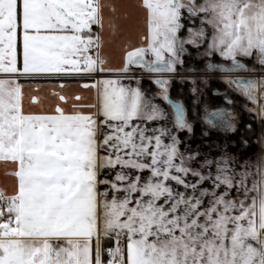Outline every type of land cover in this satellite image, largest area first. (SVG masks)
I'll use <instances>...</instances> for the list:
<instances>
[{"label": "snow or ice", "instance_id": "1", "mask_svg": "<svg viewBox=\"0 0 264 264\" xmlns=\"http://www.w3.org/2000/svg\"><path fill=\"white\" fill-rule=\"evenodd\" d=\"M137 6L141 43L108 68L94 26L107 7L116 30L115 4L0 0V160L17 178L0 190V264H264V138L246 155V137L210 135L237 131L233 92L264 121V0ZM96 72L111 74L91 85L96 103L24 111L17 77ZM214 76L227 106L201 100ZM174 77L190 80V108Z\"/></svg>", "mask_w": 264, "mask_h": 264}, {"label": "crops", "instance_id": "2", "mask_svg": "<svg viewBox=\"0 0 264 264\" xmlns=\"http://www.w3.org/2000/svg\"><path fill=\"white\" fill-rule=\"evenodd\" d=\"M106 5L115 4L118 9L116 14L117 28L114 31L108 26V18L112 15L109 8H105V28L103 30L94 26V30L102 32L104 43L101 49V56L106 61L105 67L119 68L123 64L125 49L129 46H138L141 43V37L145 34V13L142 8H139V0H102ZM22 64V58L20 60ZM110 73H85L75 74L70 76L64 75H41L33 78H26L23 76L17 77L19 82L23 85V108L26 113H51L59 104L67 111H71L73 103L92 104L97 102V90L92 87L96 80L107 78ZM0 78H10L9 74L0 73ZM87 85V86H86ZM203 87V85L201 86ZM153 88L155 86L153 85ZM228 91L227 85L217 78L212 77L208 81V85L204 88V95L201 97L202 101L214 106L221 103L222 98L217 95L216 89ZM191 82H181L178 77H174L170 94L176 99H182L187 107H191L192 101L195 98L190 91ZM55 93H59L68 97L67 103L61 102ZM234 93V92H233ZM76 96L83 97L82 100L73 99ZM232 96V95H231ZM33 97H38L39 102H34ZM235 100V107L240 112V119L237 120V131L235 133H217L212 130L210 135L229 136L232 140L239 143L241 137H246L249 141V146L244 150L246 155H252L260 150V139L264 138V121L253 112L247 111L244 107L246 104L248 108L254 107L250 101H247L239 93L237 96H232ZM201 114L203 104L200 105ZM250 125L251 127H246ZM203 128L201 122L196 124V139L194 143H200V133ZM15 165L10 161L0 160V190H3L6 195H12L17 188V178L10 173L14 170ZM0 208L4 209L5 219L7 218V204L0 200ZM108 240L104 241V244ZM111 241V240H109ZM103 244V245H104Z\"/></svg>", "mask_w": 264, "mask_h": 264}, {"label": "flooded vegetation", "instance_id": "3", "mask_svg": "<svg viewBox=\"0 0 264 264\" xmlns=\"http://www.w3.org/2000/svg\"><path fill=\"white\" fill-rule=\"evenodd\" d=\"M226 89V88H225ZM225 89L224 90H220V93H219V95L218 96H220L221 98H222V101H221V103H219V104H216V105H214V106H221V105H223V106H227V104H226V102L223 100V95H224V93L226 92L225 91ZM231 95L232 96H237V93H231ZM231 96V99H233V97ZM251 104H252V102H251ZM236 108V107H235ZM236 111H237V113H238V117H237V120H239L240 119V116H241V114H240V112L238 111V109L236 108Z\"/></svg>", "mask_w": 264, "mask_h": 264}, {"label": "built area", "instance_id": "4", "mask_svg": "<svg viewBox=\"0 0 264 264\" xmlns=\"http://www.w3.org/2000/svg\"><path fill=\"white\" fill-rule=\"evenodd\" d=\"M93 55H94V50H93ZM113 247H115V243H114L113 240H111V244L109 246H107L106 249H105V258H103L105 261H107L108 259H110V256H109V254L107 252V249L113 248Z\"/></svg>", "mask_w": 264, "mask_h": 264}, {"label": "trees", "instance_id": "5", "mask_svg": "<svg viewBox=\"0 0 264 264\" xmlns=\"http://www.w3.org/2000/svg\"><path fill=\"white\" fill-rule=\"evenodd\" d=\"M111 244V241H107L103 246L106 249L107 246H109ZM103 258H105V252L103 253Z\"/></svg>", "mask_w": 264, "mask_h": 264}, {"label": "water", "instance_id": "6", "mask_svg": "<svg viewBox=\"0 0 264 264\" xmlns=\"http://www.w3.org/2000/svg\"><path fill=\"white\" fill-rule=\"evenodd\" d=\"M221 106H223V105H221Z\"/></svg>", "mask_w": 264, "mask_h": 264}]
</instances>
